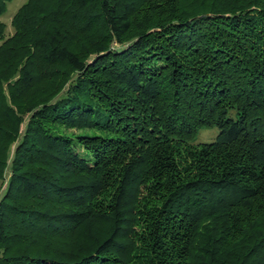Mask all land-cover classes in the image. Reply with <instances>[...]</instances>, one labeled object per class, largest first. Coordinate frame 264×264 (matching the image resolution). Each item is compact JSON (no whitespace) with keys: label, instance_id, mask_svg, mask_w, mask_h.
Listing matches in <instances>:
<instances>
[{"label":"trees","instance_id":"16d2710c","mask_svg":"<svg viewBox=\"0 0 264 264\" xmlns=\"http://www.w3.org/2000/svg\"><path fill=\"white\" fill-rule=\"evenodd\" d=\"M12 2L0 264H264V0Z\"/></svg>","mask_w":264,"mask_h":264},{"label":"rangeland","instance_id":"374dc122","mask_svg":"<svg viewBox=\"0 0 264 264\" xmlns=\"http://www.w3.org/2000/svg\"><path fill=\"white\" fill-rule=\"evenodd\" d=\"M26 3V0H13L12 3H10L7 9V13L2 17L3 22L6 24L7 29H6V35L7 37H10L14 34V27L12 26V18L15 17V14L17 13V11L22 7V5H24ZM69 31V30H68ZM71 36H76V37H82V41H84L83 37L84 36H78L77 34H74L73 32H71L70 36H68V40L67 42L70 43L73 48H76V46L78 45V41L74 40V37ZM81 42L80 47L82 46L83 42ZM1 44V42H0ZM79 47V48H80ZM45 84V83H44ZM43 84V86H44ZM42 86V90L46 87ZM50 88H52V86H50ZM50 88H48L50 90ZM46 92L48 90H45ZM25 123L22 125L21 129H20V133L23 134L25 131ZM219 135V129L218 128H213V129H203L198 133V136L196 137V139L194 140V144L195 145H200V144H204V143H211L216 141L215 139H217ZM15 147V146H13ZM12 147V148H13ZM14 151V148H13ZM80 152H82L81 149H79ZM8 175V174H7ZM8 178V176H7ZM7 184V183H6ZM6 185L3 186V188L0 189V199L2 197V195L4 194Z\"/></svg>","mask_w":264,"mask_h":264}]
</instances>
